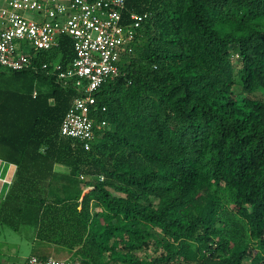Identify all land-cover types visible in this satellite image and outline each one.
Returning a JSON list of instances; mask_svg holds the SVG:
<instances>
[{
	"label": "trees",
	"instance_id": "1",
	"mask_svg": "<svg viewBox=\"0 0 264 264\" xmlns=\"http://www.w3.org/2000/svg\"><path fill=\"white\" fill-rule=\"evenodd\" d=\"M123 14L147 17L89 112L90 150L61 135L81 92L42 67H67L71 38L0 69V158L17 166L0 221L84 264H264V0Z\"/></svg>",
	"mask_w": 264,
	"mask_h": 264
},
{
	"label": "built area",
	"instance_id": "2",
	"mask_svg": "<svg viewBox=\"0 0 264 264\" xmlns=\"http://www.w3.org/2000/svg\"><path fill=\"white\" fill-rule=\"evenodd\" d=\"M127 0H3L0 6V69L13 72L35 69L40 53L72 39L76 56L64 67L43 64L64 85L81 92L62 126L61 135L81 141L90 150L95 125L89 112L97 105L102 86L121 74L124 55L132 53L147 15L133 14L126 22ZM34 14L35 17L29 15ZM38 92H34L37 96ZM102 123V127L106 126ZM17 166L0 158V196L12 186ZM25 264H84L80 260L31 256Z\"/></svg>",
	"mask_w": 264,
	"mask_h": 264
},
{
	"label": "rangeland",
	"instance_id": "3",
	"mask_svg": "<svg viewBox=\"0 0 264 264\" xmlns=\"http://www.w3.org/2000/svg\"><path fill=\"white\" fill-rule=\"evenodd\" d=\"M2 3L3 0H0V6ZM29 16L35 17L34 14ZM235 58L238 59L237 56ZM238 64L236 60V65ZM235 93L241 97L247 95L240 86L235 87ZM3 198L4 196H0V206ZM36 230L37 226L23 224L22 221L18 229L0 221V264H25L31 256L52 257L60 260L72 259L66 249L37 241Z\"/></svg>",
	"mask_w": 264,
	"mask_h": 264
},
{
	"label": "crops",
	"instance_id": "4",
	"mask_svg": "<svg viewBox=\"0 0 264 264\" xmlns=\"http://www.w3.org/2000/svg\"><path fill=\"white\" fill-rule=\"evenodd\" d=\"M2 5H3V3H2ZM2 5H1V6H2ZM58 167H60V168H61V166H57V167H56L58 171H65V169H64L63 167H62V168H63L62 170H59V168H58Z\"/></svg>",
	"mask_w": 264,
	"mask_h": 264
}]
</instances>
